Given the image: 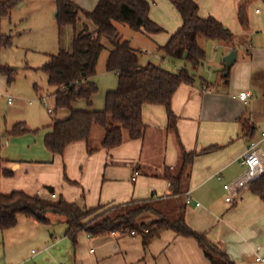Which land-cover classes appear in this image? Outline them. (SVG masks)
Here are the masks:
<instances>
[{"label":"crops","instance_id":"obj_1","mask_svg":"<svg viewBox=\"0 0 264 264\" xmlns=\"http://www.w3.org/2000/svg\"><path fill=\"white\" fill-rule=\"evenodd\" d=\"M72 1L91 11L99 0ZM195 1L201 16H214L236 35L235 47L219 40L199 39L207 52L203 66L216 62L220 73L224 56L237 51L227 85L222 83L221 74L214 83L211 77L196 76L193 85H180L172 99L176 130L169 128L166 108L150 103L142 108L146 129L140 139L132 140L124 131L122 145L107 150L101 147L104 131L94 127L91 143L97 151L93 154L88 153L87 144L82 141L69 145L63 156L54 155L45 145V135L52 131V122L38 132H34L38 128L27 124L31 130L28 133L19 136L6 133L0 158L14 174L0 177L1 190L63 195L87 206L98 203L112 206L154 196L163 211L173 214L185 204L184 214L192 229L206 234L236 264H264L255 260L257 255L264 257V200L248 186L229 202L224 189L225 183L245 171L242 158L248 139L241 120L248 119L264 127V14L261 8L264 0ZM150 2V16L164 32L149 35L139 31L152 42L151 47L144 48L148 52L152 47L159 51L155 64L177 71L187 65L186 61L165 56L160 46L181 26L182 16L170 0ZM245 2H249L248 30L242 28L237 17L238 7ZM254 6L261 9V14L255 13ZM82 23L95 30L93 24ZM127 40L136 49L132 40ZM208 43L212 54L207 50ZM149 62L152 61L140 64ZM203 80L207 83L203 84ZM243 91L252 93L248 103L239 98ZM59 113L63 119L70 111L64 108ZM179 142L187 151L198 153L184 181L185 194L181 198L171 196V185L165 178L167 168L177 170L180 166ZM214 145L220 148L201 152ZM261 146L264 148V141ZM135 171L139 175L132 180ZM65 174L72 182L65 180ZM45 186L50 194L43 192ZM187 193L191 203L186 201ZM62 218L51 214L49 221L42 223L19 215L14 227L0 229V264H210L194 237L181 236L172 230L163 231L146 247L139 235L91 236L84 231L78 233L74 243L66 235L68 224Z\"/></svg>","mask_w":264,"mask_h":264},{"label":"trees","instance_id":"obj_2","mask_svg":"<svg viewBox=\"0 0 264 264\" xmlns=\"http://www.w3.org/2000/svg\"><path fill=\"white\" fill-rule=\"evenodd\" d=\"M182 16L181 26L174 31L168 41L160 46L164 55L174 59H183L191 68L184 66L171 71L161 65L149 62L141 65L139 54L127 39H121L117 23L127 24L135 31L149 35L164 32V28L150 16V0H99L93 10H82L72 0H57L58 23L75 25L82 13L91 21L95 30L88 27L76 34L72 50L60 49L50 55L43 69L48 75L49 84L56 88L54 95L55 110L68 109L66 118L53 117L52 131L45 135L46 147L56 156H63L69 145L85 142L89 154L97 151L92 146L91 137L94 127L104 129L101 147L107 150L116 148L124 142V131L130 139L143 137L146 125L142 118L144 104H158L166 108L169 128L176 130L177 116L172 109V99L182 84L193 85L196 82V70L204 64L207 52L199 42L200 37L219 40L236 46L234 32L214 16L200 15V6L195 0H170ZM23 0H0V17L10 14L13 8ZM249 2L238 7V19L244 30L250 28L248 13ZM107 38L112 49L106 60V68L118 75V86L109 90L105 96L102 110L91 109L93 96L98 85L93 81L102 51L103 39ZM9 37H0V47L9 43ZM5 69V70H4ZM0 70L9 71L0 66ZM230 70L221 71L222 83H229ZM203 80V84H206ZM85 100L88 109H77L74 103ZM244 136L247 139L258 137L259 127L248 119L241 120ZM25 121L17 122L8 135L19 136L30 132ZM38 132V130H34ZM181 162L177 170L166 169L165 178L171 185V196L181 198L184 194V181L189 176V168L198 154L187 151L181 142ZM220 148L210 146L201 152ZM0 158V177H11L14 171L4 165ZM65 180L72 182L65 174ZM251 190L264 200V173L250 184ZM177 198V199H178ZM185 204L178 207L176 213L165 212L154 196L147 199L131 200L126 203L108 206L98 203L87 206L84 202L70 201L63 195L44 196L30 194L24 190L4 193L0 184V229L6 230L18 223L23 214L38 222L46 223L49 215L65 217L68 227L66 235L75 243L78 233L84 231L91 236H104L117 233L121 235H139L144 247L160 236L165 230L178 235L194 237L208 258L210 264H236L227 252L212 242L206 234L197 233L186 221Z\"/></svg>","mask_w":264,"mask_h":264},{"label":"rangeland","instance_id":"obj_3","mask_svg":"<svg viewBox=\"0 0 264 264\" xmlns=\"http://www.w3.org/2000/svg\"><path fill=\"white\" fill-rule=\"evenodd\" d=\"M261 8L264 14V6ZM82 22L93 24L83 14H80L75 25L60 26L57 0H23L12 9L9 15L0 17V37L10 38L8 44L0 47V66L9 70L7 72L0 70V151L1 145L5 143L7 131L12 129L16 122L25 121L30 127L40 130L47 123L52 122L53 117L60 118L61 113L58 114L60 109L53 113L49 111L50 108L55 110L54 92L56 88L49 84L48 75L43 66L50 59V55L58 53L60 49L72 50L74 33L78 34L84 30ZM117 26L121 39L132 40L142 64L149 60L153 63L158 62L159 51L152 47L148 52L144 48V46L151 47L152 45L151 40H148L144 33L135 31L124 23H117ZM206 40L210 39L206 38ZM103 43L105 49L100 55L97 73L93 78L98 85V91L93 96L95 103L93 102L91 109L96 110L104 109L107 91L114 90L118 86L116 72L106 68V60L112 45L107 38L103 39ZM207 50L212 54L213 49L209 43ZM187 67L191 68L189 64ZM223 68L224 66L221 70ZM195 72L198 77H211L209 79L213 83L221 74L216 62L201 65ZM9 98L12 99V103H9ZM74 107L89 108L85 100L76 101ZM97 128L104 131L100 126ZM93 138L96 140V137ZM43 189L45 194L49 193L46 186ZM62 221L67 224L65 217Z\"/></svg>","mask_w":264,"mask_h":264},{"label":"built area","instance_id":"obj_4","mask_svg":"<svg viewBox=\"0 0 264 264\" xmlns=\"http://www.w3.org/2000/svg\"><path fill=\"white\" fill-rule=\"evenodd\" d=\"M256 12L260 13L261 9L257 8ZM251 97L252 93L250 91H243L239 94V98L245 103H248ZM10 102H12V100H10ZM49 110L52 112V109ZM263 141L264 127H261L258 137L248 139V146L242 158V163L245 166L244 173L232 182L224 184V189L228 192V196L226 197L227 201H233L235 196L239 194L243 188L250 186L251 182L257 180L264 173V148L261 146ZM138 175L139 171H135L132 180H136ZM187 195L186 201L187 203H191L192 199L189 193H187ZM199 204L200 203L197 202V205ZM255 260L257 262H264V257L257 255Z\"/></svg>","mask_w":264,"mask_h":264},{"label":"water","instance_id":"obj_5","mask_svg":"<svg viewBox=\"0 0 264 264\" xmlns=\"http://www.w3.org/2000/svg\"><path fill=\"white\" fill-rule=\"evenodd\" d=\"M236 58H237V51L236 50H232L230 53H228L227 55L224 56L223 62H224V66L227 70L231 69L234 62L236 61ZM50 191L53 192L54 189L50 188Z\"/></svg>","mask_w":264,"mask_h":264}]
</instances>
